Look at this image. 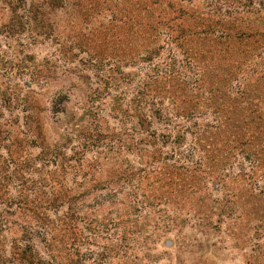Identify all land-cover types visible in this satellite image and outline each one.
<instances>
[{
	"label": "rangeland",
	"instance_id": "obj_1",
	"mask_svg": "<svg viewBox=\"0 0 264 264\" xmlns=\"http://www.w3.org/2000/svg\"><path fill=\"white\" fill-rule=\"evenodd\" d=\"M227 4L0 0V177L15 197L4 145L16 156L36 158L43 146L61 157L47 156L43 165L32 159L39 171L26 172L30 194L5 218L0 247L8 251L11 231L48 207V197L33 192H48L61 200L46 210L54 223L68 207L78 210L75 235L67 229L49 255L61 256L59 264H264V171L237 153L241 145L233 149L239 123L227 121L237 118V96L223 86L164 80L166 44L142 35L147 19L165 29L158 15L173 28L182 20L193 25L194 14L206 20L198 29H219ZM148 47L150 66L140 59ZM214 73L206 72L210 79ZM147 91L170 109L150 118L148 134L136 119L138 94ZM173 95L185 118L175 117ZM6 257L0 264H11Z\"/></svg>",
	"mask_w": 264,
	"mask_h": 264
},
{
	"label": "trees",
	"instance_id": "obj_2",
	"mask_svg": "<svg viewBox=\"0 0 264 264\" xmlns=\"http://www.w3.org/2000/svg\"><path fill=\"white\" fill-rule=\"evenodd\" d=\"M227 1L228 7H226L230 10L225 8L227 14L222 17V25L219 29L210 28L208 25L203 30L198 29L206 20L194 14L190 17L193 20L192 22H194L193 25L185 24L182 20L179 21L178 26L173 28L168 25L170 21L168 16L158 15L155 17V23L168 22L165 25V29L151 28L149 24H151L150 22H152L153 18L147 19V29L142 30V35L145 39H151L152 37L158 39V36H161L166 44L169 61L165 64L164 73H159L164 75V80L168 82L182 81V83H190L192 87H207L215 91L220 89V86H223L231 94L237 96L238 102L234 103L235 101L233 100V103H231V107H234V113L236 109L237 118L234 120L230 116L228 118L229 121H227V124L239 123L237 126L239 128L238 131H232L234 139H231V141L235 144L232 147L236 150L238 148L237 145H241L237 149V153L239 152L241 155L244 153L245 155H242V157L250 160L252 168L259 167L260 164L264 171V163H262L264 159V53L263 55L259 53L264 50V0ZM259 17L260 19H258ZM144 52V56L140 57V59L149 65L152 52L149 51V47ZM177 56H181L182 59L180 58V61L185 66L179 65L176 61ZM258 58L263 63L259 67L253 68ZM186 68L188 69L187 74ZM203 68L209 71H205ZM210 71H215L214 74H211V79L206 74V72L209 74ZM189 73H192L191 79L188 77ZM219 77L223 78L222 81H218ZM158 78L159 75H156L155 81ZM174 83L175 86L179 85V82ZM141 96L138 94V108L136 109L138 111L136 112H139V115L136 116V119L141 129L147 132L151 125L150 118L153 116L159 118L164 114L169 116L170 109L162 108L160 99H158L159 97L156 94L147 91L144 95L145 97ZM143 98L145 99L143 100ZM177 98L179 97L176 95L171 96L169 105L172 107L176 106L175 117L185 118L186 108L184 105H180V100ZM141 102H143V107H139L142 104ZM144 105L145 110H143ZM174 114L172 112L170 116L174 117ZM220 126L219 132L221 128L222 131L223 128L225 129V123H221ZM182 132L178 131L176 136H180L179 133ZM45 144V142L42 143L44 146ZM247 146L248 151L245 148ZM39 148L40 152L36 157V162L40 165L44 164V161H46L44 159L47 156L54 159L61 158L56 151H47L43 146ZM4 149L7 156L5 159L7 169L11 170L12 178L16 181L14 187L16 196L13 197L4 183L5 176L0 177V237L4 233L2 228L6 222L5 218L7 219V216L12 215V206L15 205L14 207L17 209H23L18 207L15 201L19 199L18 201L22 202L23 205L26 204L27 197L30 194V190L26 186V172L30 170L33 172L39 171L37 167L30 165L32 159L36 160V158L16 156L6 145H4ZM191 150L195 152L199 148L194 144ZM39 155L45 158L39 157ZM61 164L63 165V163ZM198 164L199 162L195 161L196 167H198ZM6 170H2L4 174H6ZM216 183L219 184V181ZM33 193L35 197L43 195H45V198L48 197L46 205L48 207H44L45 211H39L37 214L32 211V214H36L32 225H20L15 231H11L10 234L16 237L13 238L12 242L8 243V251L4 250L6 245H1L0 263H3L1 262L2 258L6 259V256H8V261L11 264H59L61 256L58 255L59 261H57L56 256L49 255L53 254V250L55 251L60 242L59 239L62 240L64 234L71 231V234L75 235L77 208L68 207L64 216L54 223L51 220L52 218L47 215L46 210L49 207H59V205H51L56 200L59 202L61 200L56 197V193H52L55 195L54 199L50 197L52 195L48 192H43V194L41 192ZM34 207L37 206L35 205ZM67 229L68 231H66ZM35 239H39L42 242V251L35 244ZM6 251L8 255H6ZM47 256L49 258L52 257L54 262L48 260ZM67 264L73 263L69 262Z\"/></svg>",
	"mask_w": 264,
	"mask_h": 264
}]
</instances>
